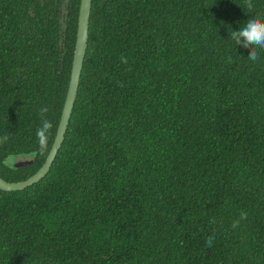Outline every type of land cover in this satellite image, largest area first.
<instances>
[{"label":"trees","instance_id":"trees-1","mask_svg":"<svg viewBox=\"0 0 264 264\" xmlns=\"http://www.w3.org/2000/svg\"><path fill=\"white\" fill-rule=\"evenodd\" d=\"M80 3L0 0L8 181L36 173L52 148ZM252 3L264 18V0ZM239 4L93 0L62 147L41 180L0 189V264H264V50L252 62L229 39L251 15ZM42 118L53 125L44 153Z\"/></svg>","mask_w":264,"mask_h":264},{"label":"water","instance_id":"water-1","mask_svg":"<svg viewBox=\"0 0 264 264\" xmlns=\"http://www.w3.org/2000/svg\"><path fill=\"white\" fill-rule=\"evenodd\" d=\"M92 4L93 0H81L80 3L76 44L69 87L52 148L41 168L29 178L21 181L11 182L0 175V189L2 190H22L41 180L49 172L62 147L77 99L82 69L87 53ZM34 158L35 155L30 153L12 155L6 160V164L12 167H20L32 163Z\"/></svg>","mask_w":264,"mask_h":264},{"label":"clouds","instance_id":"clouds-1","mask_svg":"<svg viewBox=\"0 0 264 264\" xmlns=\"http://www.w3.org/2000/svg\"><path fill=\"white\" fill-rule=\"evenodd\" d=\"M240 6L244 9L245 14L251 13V15L246 21L240 24L239 30L232 29L229 31V39L235 41L236 45H242L249 48L250 51L247 58L252 62H256L260 58L258 50H264V18L254 14L252 0H245V4ZM120 59L122 63H128L126 57L122 56ZM39 111L42 114H45L49 111V109L47 107H43ZM52 127L53 125L51 121L46 118H42L41 126L36 130L37 143L39 145L40 153H44L48 148V138ZM7 138V136H4L3 138H0V140H7ZM245 219H247V213L242 211L240 214V220ZM240 220L233 222L232 227L234 229L240 226ZM213 239V237L205 238L207 246H212Z\"/></svg>","mask_w":264,"mask_h":264}]
</instances>
